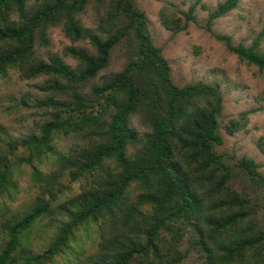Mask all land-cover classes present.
<instances>
[{
	"label": "trees",
	"instance_id": "obj_1",
	"mask_svg": "<svg viewBox=\"0 0 264 264\" xmlns=\"http://www.w3.org/2000/svg\"><path fill=\"white\" fill-rule=\"evenodd\" d=\"M166 1L164 28L177 33L194 21L202 0ZM241 0H222L205 29ZM94 27L79 18L89 3ZM60 26L73 42L64 54L43 58L48 29ZM263 26L250 45L215 35L239 59L264 71ZM122 67L101 73L115 50ZM47 78L36 85L57 93L36 98L48 117L36 132L6 138L0 125V211L19 192L21 165L38 193L11 220L0 218V264H264V174L251 157L235 158L223 143L219 85H179L133 0H0V79ZM239 112L225 125L233 134L247 123ZM75 142L59 146V137ZM264 155V133L256 140ZM46 167V170L42 168ZM79 192L67 196L71 183ZM48 218L52 231L40 252L25 248L31 230Z\"/></svg>",
	"mask_w": 264,
	"mask_h": 264
},
{
	"label": "rangeland",
	"instance_id": "obj_2",
	"mask_svg": "<svg viewBox=\"0 0 264 264\" xmlns=\"http://www.w3.org/2000/svg\"><path fill=\"white\" fill-rule=\"evenodd\" d=\"M135 5L146 15L148 30L153 43L161 47L167 59L171 76L175 83L183 85L194 81L217 83L222 91V110L218 117L219 131L223 143L218 147L235 158L246 155L253 158L264 174V155L256 146V140L264 133V71L229 51L224 42L215 35H228L232 44L250 45L258 35L264 21V0H241L238 5L225 15L216 18L210 30L205 29V19L222 0H202L196 9L194 21H190L177 33L163 27L159 20V10L166 1L175 2L179 8L185 9L180 0H133ZM99 10L91 2L79 14L81 21L94 27ZM70 44L89 47L86 41L73 42L66 37L60 26L48 29V45L38 46L37 54L47 58L50 54H59L64 61L75 65L76 60L64 54V47ZM264 46V36L259 41ZM124 63L122 53L117 49L113 52L108 67L101 73L119 70ZM47 76L32 79H20L16 71H11L6 80L0 79V125L4 126L6 138L16 139L29 132H36L42 121L48 117L47 108L34 106L36 98L56 95L50 91L36 88ZM241 111L247 112V123L233 134L225 132L224 125L236 118ZM59 146L67 148L75 142L73 136L59 137ZM44 170L46 167L42 166ZM29 166L21 165L19 175V192L15 201L10 202L9 210L0 211L2 220H11L21 213L27 204L38 193L29 177ZM80 182L71 183V189L65 191L67 196L79 192ZM48 218L39 221L31 230L29 244L25 248L32 252H40L47 244L46 240L52 231ZM0 231V245L3 243ZM17 264H25L19 260ZM47 264H52L47 263ZM54 264H63L57 258ZM185 264H200L195 253H192Z\"/></svg>",
	"mask_w": 264,
	"mask_h": 264
}]
</instances>
